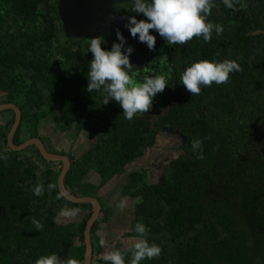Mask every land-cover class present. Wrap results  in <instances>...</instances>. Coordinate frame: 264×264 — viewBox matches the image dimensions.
Wrapping results in <instances>:
<instances>
[{
    "label": "trees",
    "instance_id": "1",
    "mask_svg": "<svg viewBox=\"0 0 264 264\" xmlns=\"http://www.w3.org/2000/svg\"><path fill=\"white\" fill-rule=\"evenodd\" d=\"M56 10L49 0H0V88L9 91L0 104L14 103L21 111L13 145L37 137L36 128L43 119H51L59 131L74 138L87 134L94 139L78 158L45 148L69 158L64 178L67 191L96 198L101 205L90 230L92 251L97 247L104 252L112 238L102 233H111L115 222L100 190L117 176L126 175L119 191L132 205L125 236L135 237V225L142 221L149 229L148 240L163 248L160 256L141 264H264L263 69L258 68L257 74L246 73L250 64L245 66L242 59L240 74H230L224 84L202 86L199 94L189 92L179 78L177 86L168 89L173 99L167 101L171 107L164 117L149 120L145 113H138L129 120L123 109H116L121 114L117 116L104 104L102 91L90 93L86 84L62 77L59 63L47 58L58 43ZM228 15L215 19L210 14L207 18L225 26L231 44L242 42L241 54L250 63L249 48L244 46V39H250L245 35L248 31L236 27V19ZM194 38V46L203 45L202 36ZM212 39L215 42L209 46L213 49L206 51L205 57L200 55L202 60L239 61L228 45L222 56H215L218 43L225 41L220 35ZM179 46L185 50L189 44ZM191 61L184 58L179 69L184 71ZM6 113L11 117L0 127V154L7 157L0 158L4 175L0 180V264H34L51 253L63 259L74 257L83 264V232L92 206L57 198L61 162H47L33 144L20 151L8 147L14 113ZM163 131L172 135V144L176 143L181 153L168 161L161 182L149 183V170L136 165ZM194 139L203 141L204 159H197ZM88 171L98 175L97 184L85 181ZM41 183L43 195L36 196L33 188ZM50 184L56 188L49 189ZM65 207L79 209L82 215L64 216ZM61 216L71 218L70 222ZM33 218L43 229L36 228ZM132 245L130 242L122 250L126 261L131 259ZM91 258L95 262L93 252Z\"/></svg>",
    "mask_w": 264,
    "mask_h": 264
},
{
    "label": "clouds",
    "instance_id": "2",
    "mask_svg": "<svg viewBox=\"0 0 264 264\" xmlns=\"http://www.w3.org/2000/svg\"><path fill=\"white\" fill-rule=\"evenodd\" d=\"M229 7H232L231 0H225ZM214 6L213 0H133V10L143 14L146 19L138 20L136 16L128 17V24L131 35L139 36L141 42H145L150 50L155 49L156 36L150 30H155L164 37L169 45L185 44L194 37H203L204 41L211 42L213 31L217 35L223 33L222 24L209 21L208 15ZM121 41L112 45L108 50L102 47V37L91 38L88 52L93 54L87 72V91H102L104 104L111 100L119 102L123 109L125 118L131 120L138 113H148L153 105V99L157 93L163 92L169 86L168 79L164 75H145L141 82H134L130 71L132 64L130 56L133 49L129 47L127 52L124 49L125 38L122 33L117 32ZM241 66L236 60H199L193 62L182 73V85L192 94H199L202 86L224 84L230 74L240 71ZM192 147L197 152V159H204L203 141L194 139ZM0 158L7 159L0 154ZM48 162V161H47ZM49 189L56 188L55 184L48 185ZM34 195L41 196L44 192L43 184L33 188ZM64 196V192L58 193L57 198ZM123 209V202L120 204ZM76 210H63L64 216H75ZM32 222L38 230L43 229V224L33 218ZM137 235L131 246V259L126 261V255L119 249L106 250L103 260L110 264H141L145 259H153L162 254L161 245L148 240V227L138 221L135 225ZM104 244V241H101ZM34 264H81L74 257L61 258L57 253L42 255L35 260Z\"/></svg>",
    "mask_w": 264,
    "mask_h": 264
},
{
    "label": "flooded vegetation",
    "instance_id": "3",
    "mask_svg": "<svg viewBox=\"0 0 264 264\" xmlns=\"http://www.w3.org/2000/svg\"><path fill=\"white\" fill-rule=\"evenodd\" d=\"M97 1L98 0H49V3L56 4L58 21L55 22L54 28L57 30L59 37L58 43H54L56 49H53V54L48 55L47 58L59 63V66H57L59 68V75H63L62 77L75 78L79 82H82L84 86L86 84L85 87L88 86L87 72L89 70L90 61L93 58V54L88 52V46L91 38L94 37H102L104 40L102 47L110 50L113 44L121 42L117 37V32L119 31L123 34L125 38L123 50L127 52L129 47L133 49L130 56V62L133 66L130 75H132L134 82H141L145 75H164L167 77L169 86L166 87L163 92L156 94L149 112H153L152 110L160 103L159 100H161V98L167 100L173 99L169 94L172 91L168 89H170L171 86H177V83L180 81L179 78H181L183 71L179 68L181 61L184 58H190L193 62L199 61L202 60L201 56H207V52H210V50L213 49V47L209 46L210 42H206L204 39L202 40L203 45L197 44L194 46L197 39L193 38L186 43L187 45L189 44V46L183 50L179 44L169 45L166 39L160 36L159 33L155 30H150L151 34L156 36L155 49L150 50L145 42L139 40L138 34L136 37H133L129 29L126 27L129 22L127 18L130 16H136L138 20L146 19L143 14H138L133 10V0H100L98 4ZM231 3L232 7H229L228 4L225 3V0H213L214 6L211 9V16L212 18L219 19L220 17L226 16V13H229L227 16L228 18L231 17L234 20L236 19V27L247 29L248 32L245 35H248L250 39H244V43L246 44L244 46L249 48L248 54L249 60L251 61L249 63L247 59H244L245 55L243 53L241 54L242 42L238 41V43L235 42V44L234 42L232 44L230 43V33L226 30L225 26L223 27V33L220 34V38H222L225 43L222 40L218 43L220 47L217 49L215 56L223 55L222 51L224 50L225 45H228L229 47L232 46V52H237L238 54L237 59H239L238 63L240 66L242 59L245 62V66L246 62L250 64L249 69L251 70H245L246 73H253L254 71V73L257 74V72H260L257 69L260 68L263 69L262 72L264 74V0H231ZM92 4H94V6H92ZM244 11L248 14L242 16L241 13ZM47 15L48 14L44 12L43 16L46 17ZM46 18H48V16ZM73 18L77 19V21H73ZM218 23L221 24L220 22ZM68 28H74L69 31V35L64 31ZM213 36H217L215 31H213ZM211 42L214 43L215 40L212 39ZM206 59L207 58H205V60ZM241 71L243 70L236 71V74H240ZM3 89L4 95H2V97L6 98L9 91L5 88ZM5 104H11L18 108L14 103H4V105ZM107 106L113 109L115 115L121 116V114L116 111V109H122L119 102L111 100ZM6 111L7 109L0 111V127L4 126L11 117V114L6 113ZM168 111L159 116V118L164 117ZM148 113H145L144 115L147 119L151 120L153 117L149 118ZM155 117L157 118V116ZM50 123L51 126L58 131L54 121L51 119H43L36 128L37 137L29 138L27 140L38 139L42 141L44 148L51 146L50 148L60 152L59 149H56L50 135H46V133H50V130H52L47 127ZM42 125H45L46 127H41ZM62 133L66 137L70 135L65 132ZM22 134L25 136L27 132L25 131ZM73 140H76V137ZM89 140H91V144L94 143V139L90 138ZM44 141L48 145H46ZM80 156L81 155L78 157ZM74 157L78 158L77 156ZM10 172L11 171H8V173ZM3 178L4 175L0 173V180ZM65 190L67 191L66 188ZM62 224L65 226L66 223Z\"/></svg>",
    "mask_w": 264,
    "mask_h": 264
},
{
    "label": "crops",
    "instance_id": "4",
    "mask_svg": "<svg viewBox=\"0 0 264 264\" xmlns=\"http://www.w3.org/2000/svg\"><path fill=\"white\" fill-rule=\"evenodd\" d=\"M4 89L2 88L1 92L3 93ZM47 127L51 128L52 130H50V133H46V135H50L51 140L53 141V143L55 144L56 149H59L62 152L65 153H70V149L73 150V148H69V144L71 142H74L75 140L69 138L68 136H64V134L61 131H57L55 128H53L48 124ZM41 133V132H40ZM23 136V134H22ZM66 138V139H65ZM65 139V140H64ZM81 140H83V137H80ZM45 142V141H44ZM66 142H68V144L66 145ZM42 143V141H41ZM46 143V142H45ZM43 144V143H42ZM46 145H48L46 143ZM75 145V144H74ZM44 146V145H43ZM64 146V147H63ZM66 146V147H65ZM51 147V146H50ZM64 148H68V150L66 151ZM73 156V154H71ZM125 176H117L115 179H113L111 182V186L112 188L109 187V185H106L104 188H102L100 190V198H102V200H104V202H106V206H108V208L112 209L113 211V225L111 226V233L108 232H104L102 233V235L107 236L108 238H112L111 242L106 243L107 246H104V252L106 250H115V249H119V250H123L125 248V244L128 243L130 244V242L128 241V239L130 238L129 236H125V232L128 231L127 228L130 225L129 221L131 219V214H132V205L130 203V201L123 199L122 197L119 196V191L122 187V185L124 184L125 181ZM98 175L96 173H94L93 171H88L85 177V181L91 184H97L98 182ZM121 180V183H119V181ZM115 195L114 198H112ZM123 202L124 207L123 209H121V207H119ZM100 209H101V205H100ZM65 210H76L77 214L75 216H80L82 215L81 211H79V209L73 208L70 209L68 207H65ZM74 216V217H75ZM61 220L63 219L64 221H69L71 220V218L68 220L67 218L61 216L60 218ZM124 219H126L125 223L122 222ZM108 223L105 224V226H107L108 228ZM104 226V227H105ZM103 227V228H104ZM123 243L122 248L120 247V244ZM94 254V261L91 258V262L90 264H103L105 261L103 260V251H100L97 249L92 251ZM92 257V256H91ZM97 258V259H96ZM106 263V262H105Z\"/></svg>",
    "mask_w": 264,
    "mask_h": 264
},
{
    "label": "rangeland",
    "instance_id": "5",
    "mask_svg": "<svg viewBox=\"0 0 264 264\" xmlns=\"http://www.w3.org/2000/svg\"><path fill=\"white\" fill-rule=\"evenodd\" d=\"M0 89H2V88H0ZM2 95H4V93H0V98H2ZM159 101H160V103L154 107V109L152 110L153 112L148 113L149 118L153 117V116L159 117V116L163 115L164 113H166V111H168L170 109L171 104L167 103V101H168L167 99L161 98V100H159ZM45 125H42L41 127H44ZM171 136L172 135L169 132H164V133L160 134L159 138L156 141V144L154 145V147L152 149L146 150L145 157L143 159L139 160L140 163H138L136 165L137 168L145 169V167H146L149 170V172L147 173V181L149 183L150 182L151 183L161 182L163 179V174L166 170V166H167L168 161L173 159V158H176L181 153L180 147L177 146L176 143L172 144L173 140H171L172 139ZM68 137L71 139H74V137L72 135H68ZM80 137H83V140H81ZM90 138L91 137H88L87 134H85V135L81 134L80 136H78V138L76 137V140L69 144V148L74 147L73 150L70 149V153L73 154V156H77V157L79 155H82V153H84L89 148V146L91 145V140H89ZM67 144H68V142H66V145ZM64 149L68 150V148H64ZM111 181H109L106 184V185H109L110 188H112V186H111L112 182ZM119 183H121V180L119 181ZM102 201H104V200H102ZM127 230H129V227L127 228ZM128 241L134 243V240L132 238H129ZM123 243L124 242H122V244H120L121 248L123 246ZM126 247L128 248V243L125 244V248Z\"/></svg>",
    "mask_w": 264,
    "mask_h": 264
},
{
    "label": "water",
    "instance_id": "6",
    "mask_svg": "<svg viewBox=\"0 0 264 264\" xmlns=\"http://www.w3.org/2000/svg\"><path fill=\"white\" fill-rule=\"evenodd\" d=\"M100 2V0L97 1V4ZM92 6H94V4H92ZM63 17V16H62ZM73 21H77V19L73 18ZM74 28H68L65 29L64 31L67 32V35H69V31L72 30ZM12 110L14 112V122L9 130V133L7 135V145L8 147L12 150V151H20L23 150L25 148H27L30 145H34L37 149L39 154L41 155V157L48 161V162H61V171L57 177V188L58 191L64 192V196L63 198L69 202V203H73V204H90L92 206V213L90 218L87 220V222L85 223L84 226V232H83V237H84V246H85V252H84V261L83 264H90L91 262V256H92V247H91V238H90V230L91 227L93 225V223L97 220L98 216H99V212H100V204L97 201L96 198L93 197H75L72 196L71 194H69L65 188H64V177L65 174L67 173L68 169H69V165H70V160L67 156H62V155H57L54 153H49L45 150L43 144L41 143L40 140L38 139H30L25 141L24 143L16 146L13 145L12 143V138H13V134L15 133L19 122H20V118H21V113L20 110L15 107L14 105L11 104H2L0 105V111L1 110Z\"/></svg>",
    "mask_w": 264,
    "mask_h": 264
}]
</instances>
